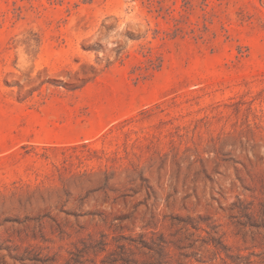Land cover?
<instances>
[{
	"label": "rangeland",
	"instance_id": "obj_1",
	"mask_svg": "<svg viewBox=\"0 0 264 264\" xmlns=\"http://www.w3.org/2000/svg\"><path fill=\"white\" fill-rule=\"evenodd\" d=\"M0 264H264V0H0Z\"/></svg>",
	"mask_w": 264,
	"mask_h": 264
}]
</instances>
